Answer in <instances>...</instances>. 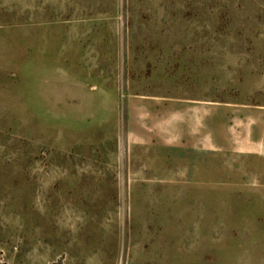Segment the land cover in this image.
<instances>
[{
    "label": "rangeland",
    "instance_id": "obj_1",
    "mask_svg": "<svg viewBox=\"0 0 264 264\" xmlns=\"http://www.w3.org/2000/svg\"><path fill=\"white\" fill-rule=\"evenodd\" d=\"M0 264H264V0H0Z\"/></svg>",
    "mask_w": 264,
    "mask_h": 264
}]
</instances>
